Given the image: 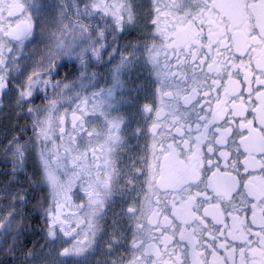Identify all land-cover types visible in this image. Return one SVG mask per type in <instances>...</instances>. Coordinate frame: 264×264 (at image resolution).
<instances>
[{
	"label": "snow or ice",
	"instance_id": "1",
	"mask_svg": "<svg viewBox=\"0 0 264 264\" xmlns=\"http://www.w3.org/2000/svg\"><path fill=\"white\" fill-rule=\"evenodd\" d=\"M151 7L150 33L125 55L118 42L138 25L135 0H0V105L15 89L33 131L5 148L12 180L34 153L28 187L45 194L32 208L58 257L86 264L111 212L109 264H264V0ZM105 48L110 86L88 89L97 74L86 75L87 60L102 61ZM64 57L79 60L80 77L34 107L50 83L42 74ZM140 69L152 95L133 114L143 127L118 95L143 91L130 80ZM0 194L12 201L0 235L14 230L15 242L28 194Z\"/></svg>",
	"mask_w": 264,
	"mask_h": 264
},
{
	"label": "flooded vegetation",
	"instance_id": "2",
	"mask_svg": "<svg viewBox=\"0 0 264 264\" xmlns=\"http://www.w3.org/2000/svg\"><path fill=\"white\" fill-rule=\"evenodd\" d=\"M41 2H53V0H41ZM57 2H60V0H57ZM67 2H70V0H67ZM78 3H83V0H77ZM136 4L138 5L137 8V20L138 25L135 30L124 36V34H121L124 36V39L120 40L118 42V48L120 52H123L125 55H128L132 49L125 47L126 44L129 42L137 43L138 37L145 36L151 31V24L150 20L153 16L152 11V0H135ZM108 43H111V39L109 37ZM110 48H105L102 50L103 60L100 62H97L95 59L87 60L88 68L92 69V71H100L105 72L107 71L109 66L112 64V61H109L108 56L106 53L110 51ZM137 55L139 56L140 53L137 52ZM113 59L118 60L119 54L113 53ZM58 62V67L55 68V71H52L50 76L47 73H44L45 77L50 79V83L47 85L45 89L37 88V91L33 95L34 104L33 106H43L46 103V100L44 99L45 95L47 96H53L56 92V89L53 88V84L60 82L61 84L67 82L71 83L72 81L78 80L80 77V68L81 64L79 60L73 58L68 59L67 57L61 58ZM23 70V68H22ZM138 72H143L144 75L141 76V79L144 80L145 84V77H147V72L143 69H140ZM17 80H19V77H17ZM17 80L13 81V84L17 83ZM20 83L23 82L22 80L19 81ZM77 90L79 91V85H76ZM68 90H65L67 92ZM145 93L146 96L143 99L144 103H150L152 100L151 95V89L145 86ZM3 104L0 105V164L1 169L3 170V173L5 175L7 174V171H9V177L11 178V172H12V164H5L3 163L4 157L8 154L5 152V148L9 145V143L12 141L13 137H19V139L23 142L28 140L33 135L32 131V120L27 115L26 111L24 112H18L17 105L15 103L16 100V91L13 89L11 93L8 95H5L2 97ZM68 103H71L68 101ZM71 110V109H69ZM141 127L144 126V122H140ZM145 141L142 139L140 145H144ZM12 160V159H11ZM139 164L140 162L137 161ZM9 166V167H6ZM36 170V163L34 162L30 169V176L33 175V173ZM18 183V186L23 188L27 194L29 199L28 207L26 208V216L28 219H30L33 222V228L37 231H40V234L34 237L33 246L37 244V239L41 242L40 248L33 251V257H30L31 260H35L36 264H43V260L41 258L42 254L46 253L45 256L47 258H55L56 264H59V261L63 260L65 264H74L73 261H78L81 257H67L68 260H65L66 257H58L56 255V249L60 247V245H52L46 242V234L44 231V219L40 216L38 212L33 211L32 206L36 203V199L45 193H42L38 191L35 188L28 187L27 184V172H18L16 175L15 183ZM11 190L10 187L8 188V191ZM37 220L42 221V228L37 226ZM39 227V228H38ZM99 238V237H98ZM67 239V238H66ZM98 244V240H97ZM101 248V246L99 247ZM103 248V246H102ZM42 249H46V252H42ZM104 254V256H103ZM111 259H114V257H110L106 250V244L104 247V250L101 254L96 258V261L93 264H109V261ZM71 261V262H70Z\"/></svg>",
	"mask_w": 264,
	"mask_h": 264
},
{
	"label": "rangeland",
	"instance_id": "3",
	"mask_svg": "<svg viewBox=\"0 0 264 264\" xmlns=\"http://www.w3.org/2000/svg\"><path fill=\"white\" fill-rule=\"evenodd\" d=\"M40 49L43 50V45H40ZM39 57L37 56L36 59H38ZM60 60V59H59ZM58 61V60H57ZM30 71V68H29ZM96 75V79L93 82V85H89L88 89L91 90H95L94 85L95 84H99L100 87H106V86H110V84L108 83L109 81V76H108V70L105 72H100L97 71L95 72ZM144 75L143 72H136L133 75H131L130 80L134 82L133 85H131V87H136L139 86L141 88H143V91H135V90H130V87L126 86L125 89L122 90L121 93H118V95H123L124 97V102L119 106L120 112L125 114L126 116H132L134 121H139V117L135 116L133 114H135L136 112H138L139 107L143 104V99L146 96L145 93V82L144 80L141 79V76ZM89 76V75H87ZM87 81H85L86 83ZM22 83V82H21ZM88 89L85 90V92L87 93ZM64 101H62L63 103ZM141 121H139L140 123ZM132 127H136V123L133 122L132 123ZM135 143V141H134ZM139 143L141 144V140L139 141ZM122 156H124V158H127V154L126 153H122ZM4 189H6L5 187V183L1 178V174H0V193H2L4 191ZM11 204L12 201L10 199V196H5L0 194V216H3L4 214H6L9 210H11ZM119 203L116 205L115 210H119ZM103 224V232L100 233L97 237L98 240V244L96 243V245L94 246L95 250L91 252L90 255H88L86 264H93L96 261V258L101 254V250L103 252L106 241L108 240L109 234L112 231V215L111 212L109 214V216L102 221ZM101 246V248H99ZM103 246V248H102ZM46 253L42 254L41 258L43 260V264H56V259L55 258H47L45 256ZM104 256V254H103ZM65 260H68V258L66 257ZM83 261V257H81L78 261H73L74 264H81V262ZM71 262V261H70ZM30 264H36L35 260H31Z\"/></svg>",
	"mask_w": 264,
	"mask_h": 264
},
{
	"label": "trees",
	"instance_id": "4",
	"mask_svg": "<svg viewBox=\"0 0 264 264\" xmlns=\"http://www.w3.org/2000/svg\"><path fill=\"white\" fill-rule=\"evenodd\" d=\"M26 171H27V179L30 176L29 169H30V163L27 162L26 164ZM10 184L12 186L16 187V184L12 179H10ZM28 207V206H27ZM26 208L24 209V213L26 216ZM16 213H14L15 215ZM25 224V231L23 232V235L16 239L14 242V230L12 232L4 233L3 235H0V264H29L27 261V253L31 251L37 250L40 248L41 242L37 239V244L33 246L34 237L40 234V231H37L33 228V222L28 219L26 216V219L24 221ZM37 226L42 228V221L37 220ZM38 227V228H39ZM13 229H15V225L13 226ZM9 248H12V251H9Z\"/></svg>",
	"mask_w": 264,
	"mask_h": 264
}]
</instances>
